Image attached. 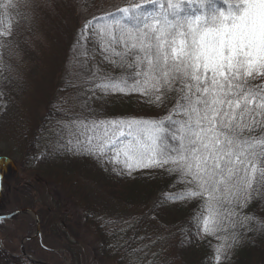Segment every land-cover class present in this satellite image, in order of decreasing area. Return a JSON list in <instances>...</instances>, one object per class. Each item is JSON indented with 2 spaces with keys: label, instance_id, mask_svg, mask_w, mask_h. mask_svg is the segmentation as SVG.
Wrapping results in <instances>:
<instances>
[{
  "label": "snow or ice",
  "instance_id": "snow-or-ice-1",
  "mask_svg": "<svg viewBox=\"0 0 264 264\" xmlns=\"http://www.w3.org/2000/svg\"><path fill=\"white\" fill-rule=\"evenodd\" d=\"M216 3L138 0L86 20L77 40L85 58L80 68L86 67L91 42L121 72L113 76L96 68L81 75L82 111L59 121L54 135L57 150L119 165L121 175L150 168L175 174L186 188L166 198L200 200L194 225L197 234L223 241L216 247L220 264L236 243L237 232L228 229L241 220L233 217L264 189V0H236L226 11ZM40 6L37 0L0 5L5 71H15L5 56L20 60L13 15L31 20ZM97 91L138 94L157 106L171 94L174 102L160 119H98L88 108L89 100L100 98ZM124 224L131 229L134 220ZM134 261L146 264V250L140 249Z\"/></svg>",
  "mask_w": 264,
  "mask_h": 264
},
{
  "label": "trees",
  "instance_id": "trees-1",
  "mask_svg": "<svg viewBox=\"0 0 264 264\" xmlns=\"http://www.w3.org/2000/svg\"><path fill=\"white\" fill-rule=\"evenodd\" d=\"M117 1L138 2L73 0L75 5L89 8H100ZM235 2L236 0H228L231 4ZM228 3L217 0L216 7L226 11ZM109 12L116 13V10L94 11L86 20ZM86 20L77 30V39ZM76 45V50L67 60L61 80L56 86V107L48 109L30 136L25 133V165L28 162L32 164L42 161L37 170L38 174L42 173V180L46 182L51 179V183L64 187L72 198L77 197L82 207V220L94 229L97 249L103 258L116 264H136L135 255L140 249H145L146 264H217L216 247L223 241L209 235L200 238L194 225L193 218L200 211V200L197 198L173 202L166 198L165 194L175 195L186 188L184 183L177 181L175 174H169L161 168H150L121 175L120 166L98 161L87 154L57 150L54 131L58 122L66 119L69 114L82 111L84 97L80 95L81 75L90 76L96 68L101 70V74L110 73L113 76L121 72L120 68L104 61L99 46L91 42L87 45L89 57L86 59V67L81 69L80 62L85 58L80 55V45ZM13 80L9 72L0 68V93L6 96L11 93L10 90L15 86ZM96 95L100 98L93 97L89 100L88 108L98 119H160L167 115L174 102L171 94L167 103L159 106L149 103L146 97L138 94L103 96L97 91ZM12 109L13 107L11 110L8 107L6 112L10 113ZM157 110L161 115L151 118L140 116ZM85 114L88 113L85 111ZM6 116L3 113L0 122ZM113 167L116 171H113ZM117 211L120 212L118 215ZM119 214L125 220L133 219V228L129 229L126 225L121 230L119 226H115L120 218ZM36 215L39 224L42 223L44 215ZM245 215L248 219L243 220ZM236 219L241 220L240 226L228 229L229 232H237L236 243L222 254L220 264H264V189L253 194L248 205L240 209L239 217H233V220ZM26 235L21 232L16 236L23 240L30 236L29 231ZM35 240L38 239L28 241L24 247L25 253L30 257L36 255L32 247ZM228 242L231 243V239ZM36 247L38 252L43 250L39 244ZM140 260L144 261L145 256L141 255ZM13 261L14 264H31L22 257Z\"/></svg>",
  "mask_w": 264,
  "mask_h": 264
},
{
  "label": "rangeland",
  "instance_id": "rangeland-1",
  "mask_svg": "<svg viewBox=\"0 0 264 264\" xmlns=\"http://www.w3.org/2000/svg\"><path fill=\"white\" fill-rule=\"evenodd\" d=\"M7 2L0 0V5ZM37 3L41 6L31 20L16 15L11 19L20 60L5 56L15 68L10 73L15 86L7 96L0 93V117L3 113L8 116L0 122V217L20 209L44 215L39 224V241L32 242L36 254L32 258L36 261L116 264L99 253L95 231L82 220L77 197L72 198L64 187L51 183V179L42 180V173L37 172L42 161L25 165V133L30 136L48 109L56 107V86L67 60L76 50L78 28L94 11L117 10L128 2H110L100 8L75 5L73 0H37ZM8 107L10 110L13 107L10 113L6 112ZM159 115L161 112L157 110L140 116ZM119 217L115 226L123 230L125 218ZM34 223L30 213L0 221V264H14L13 259L21 257L22 240L16 235L29 231L31 236L35 233ZM204 235L199 233L200 238ZM27 243L24 242L23 248ZM37 244L43 249L40 252L35 249Z\"/></svg>",
  "mask_w": 264,
  "mask_h": 264
},
{
  "label": "water",
  "instance_id": "water-1",
  "mask_svg": "<svg viewBox=\"0 0 264 264\" xmlns=\"http://www.w3.org/2000/svg\"><path fill=\"white\" fill-rule=\"evenodd\" d=\"M27 213H30L34 216V229H35V233L32 234L31 236L29 237H26L25 239H23L21 242H20V255L23 259L27 260L29 263L31 264H47V263H44V262H41V261H36L34 260L33 258H31L30 256H28L25 251H24V248H23V244L25 241H30V240H34V239H39V219L37 217V215L31 210V209H20V210H17V211H14L8 215H5L3 216V220L2 221H8L16 216H20V215H23V214H27ZM1 221V220H0Z\"/></svg>",
  "mask_w": 264,
  "mask_h": 264
}]
</instances>
